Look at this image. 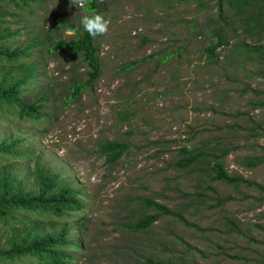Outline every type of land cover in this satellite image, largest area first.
<instances>
[{
    "label": "rangeland",
    "instance_id": "rangeland-1",
    "mask_svg": "<svg viewBox=\"0 0 264 264\" xmlns=\"http://www.w3.org/2000/svg\"><path fill=\"white\" fill-rule=\"evenodd\" d=\"M44 1V8L32 11L0 0V26L22 27L8 43L23 44L31 32L47 29H57L64 41L74 38L61 20L76 26L87 12L70 0ZM97 1L108 28L96 37V81L64 108L69 95L63 91L88 79L90 67L69 49L48 53L46 65L35 59L39 83L51 85L57 96L46 117L19 126L14 111L0 115L1 134L5 126L26 130L21 147H34L42 164L52 161L55 169L72 173L91 195L84 250L71 247L75 264H138L147 257L175 264H264V26L255 19L264 0L253 9L244 0ZM218 5L221 22L215 21ZM219 28L222 44L208 59L205 47L216 42ZM105 140L126 145L111 164L99 153ZM184 147L209 154L204 163L180 167ZM226 149V172L253 184L210 180L208 161ZM248 157L261 162L249 167ZM26 165L33 162L16 159L13 170L22 176ZM143 200L173 214L129 232L122 223L159 212ZM9 261L38 262L30 256L5 258L4 264Z\"/></svg>",
    "mask_w": 264,
    "mask_h": 264
},
{
    "label": "trees",
    "instance_id": "trees-1",
    "mask_svg": "<svg viewBox=\"0 0 264 264\" xmlns=\"http://www.w3.org/2000/svg\"><path fill=\"white\" fill-rule=\"evenodd\" d=\"M20 7L44 8V0H7ZM253 9L259 0H244ZM234 5V0L229 1ZM2 6L0 5V9ZM87 13L105 12L99 6L97 0H85L81 8ZM218 18L215 21H224L223 8L217 6ZM255 19L264 26V7L258 9ZM69 20L68 17H65ZM61 22L55 25H63L74 33V38L64 41L57 29L31 32L32 38L23 44L8 43L14 35H20L22 27L10 30L9 27L0 26V63L5 67L0 78V115H7L14 111L18 122L26 120L41 121L46 117L48 103L57 96L51 90L52 86L39 79L42 74L37 72L35 59L47 64L46 54L52 56L59 54L61 49H69L73 54L84 56L82 59L90 67L89 77L86 80H77L69 85L67 93L69 97L64 103V108L80 97L81 91L89 87L100 74V62L96 56V37L92 38L82 30L79 22L73 26ZM28 31V30H27ZM26 31V32H27ZM216 42L205 47L206 57H217L216 48L222 44L217 37L221 29H214ZM40 46L39 49L37 47ZM242 48V47H241ZM264 53V46L259 48ZM247 47L244 48L245 51ZM256 50V49H255ZM175 53H172V55ZM149 57H152L149 56ZM166 56L164 59H166ZM163 60V59H162ZM130 63L129 66H133ZM129 68V67H127ZM65 96V95H63ZM128 117L126 113H121ZM1 126V120H0ZM19 126L9 129L4 127L0 133V223L6 228L0 230V264L5 263V258L21 259L33 256L37 264H75V256L71 247H76L79 252L84 250L82 235L85 231L87 208L86 199L91 195L86 193L83 183L73 177L72 173L66 174L63 167L55 169L53 162L41 163V155L37 154L34 147H21L26 140V130L17 129ZM192 143H189L191 146ZM125 143L118 140H105L99 149V153L105 157V163L117 161L125 151ZM202 147L188 149L184 147V157L178 161L180 167H190L198 162H205L208 152L202 151ZM228 149L208 161V169L212 171L210 180H222L229 184L250 183L240 175H230L224 168V156ZM43 153V152H42ZM28 159L32 166H25L24 173L19 176L13 169L16 159ZM204 159V160H203ZM11 160V161H9ZM261 162V158L248 157L246 164L254 167ZM211 174V173H210ZM208 188L212 189L211 186ZM148 206H153L159 212L145 214L134 221L122 223V227L132 233H139L149 229L163 214H173L165 205L143 200ZM78 213V215H77ZM76 216V218H74ZM76 234L74 237L73 234ZM68 248H70L68 250ZM10 264V261L7 263ZM138 264H175L170 260H155L144 258Z\"/></svg>",
    "mask_w": 264,
    "mask_h": 264
},
{
    "label": "clouds",
    "instance_id": "clouds-1",
    "mask_svg": "<svg viewBox=\"0 0 264 264\" xmlns=\"http://www.w3.org/2000/svg\"><path fill=\"white\" fill-rule=\"evenodd\" d=\"M70 2L75 8H82L85 0H70ZM79 25L89 37L95 38L107 31L108 21L104 18L102 13L91 12L80 16ZM171 55L172 54H169V56Z\"/></svg>",
    "mask_w": 264,
    "mask_h": 264
}]
</instances>
